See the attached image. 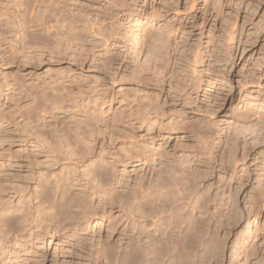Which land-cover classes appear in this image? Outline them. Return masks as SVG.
<instances>
[{
    "label": "bare ground",
    "instance_id": "6f19581e",
    "mask_svg": "<svg viewBox=\"0 0 264 264\" xmlns=\"http://www.w3.org/2000/svg\"><path fill=\"white\" fill-rule=\"evenodd\" d=\"M81 1L87 2L88 5H83L82 2L78 5L75 3L73 5L75 10L71 11L73 16L70 12L69 18L65 12L67 7H63L65 2L55 0V40L49 39V33L53 27H51L52 29L48 27L50 29L44 28L48 34V40L35 38V43L31 40L27 42L26 28L45 26V22H42L45 19L43 14L32 12L29 22L23 20L20 26L18 25L19 31L16 35H19V38L16 37L15 42L23 45L24 48L42 44L46 49L54 51L55 56L71 57L72 52L68 50L75 46L78 47V43L84 45L89 41L86 36L92 34L94 37L100 38L102 47H106V54L110 53V47H115L118 51L117 56H104L101 60L107 69L112 68L115 62L123 63L126 58L123 59L122 54L133 60V57L136 60L139 59L135 54L139 53L140 55L150 44L151 53L147 52L150 53L149 56L147 55L149 59L144 61L146 65L142 62L144 66L134 67L135 70L133 69L130 78L133 77L132 79L139 83H149L159 92H156L147 101L133 100V105L129 109L120 110V114L116 113L114 118L108 116L103 120L98 119L89 108H87L88 110L86 108L75 110L79 106L78 104H74L76 107L71 106V109L64 107L65 101L69 97L67 86L69 78L55 80V88L50 87L55 92V99L54 97L45 98L48 97V94L43 96L44 94L37 93L34 98V112L37 110L39 112L37 111L33 116L38 118L37 121L45 122L46 115L52 116V110L50 113L48 108H42V105L45 101L51 103L55 106V128L51 129V136L48 135V138L44 137L45 139L41 136L28 134L24 130L27 135L24 133L17 140L12 138L13 140L8 143L9 149L16 144H25L26 146L31 144L35 147L33 153L26 152L19 156L11 152L0 154V264H76L77 260H80L79 264H100L103 262V264H198L201 248L203 246L208 248L204 239H207V235L209 238H214L216 236L214 232H217L216 230L207 231L205 228L210 227V221L213 219L219 221L224 215L218 209L219 213L216 215L207 212L211 204L219 205V201H221L219 196L217 198L214 195V199L211 196V190L217 184V181L212 178L217 175L214 163L221 158L224 170H233L237 164L236 159H238L234 157L240 144H237L239 141H235L238 140L236 137L234 139L229 134L221 136L222 130H219L218 133L216 132V137H220V142L218 143V140V144L215 145L214 131L208 124L204 122V125L201 126L202 121L201 125L200 122L197 124L190 121L186 117L185 111L172 112L173 106L167 110L165 103L161 104L162 101L160 102L161 97L165 94L163 79L168 78L171 88L167 96H170L172 102L183 101L184 106L191 105L193 101L189 99L190 96L186 97L187 90L200 88L203 81L201 71L192 72V77L182 69V72L178 71L185 64H192V61L196 64L202 61L200 59L202 56L197 52L199 49L196 51L198 55H195V52L191 56L192 61L188 55L186 57L177 54V46L173 49L172 38L177 31H181L183 25L177 30V26H166L159 37L151 42V45L150 41L153 40L152 37L154 38L155 34L152 33L150 23L161 19L165 20L172 11L171 7L164 10L166 11L164 13L156 11L149 13L143 9L142 11L133 9V6L126 4V0H105L108 1L110 7H106L107 11H103L102 15V13L92 12L91 8L96 4L94 0ZM132 1L134 3L141 2V0ZM193 2L191 10L196 8L195 0ZM14 3L19 7L23 2L15 0ZM33 3L32 5L35 6ZM171 5L174 10L175 5ZM177 12L181 11L177 10ZM4 13L0 12V20L5 16ZM120 15L124 18L127 17L128 20L134 18L137 22L144 18L147 24L137 27L136 32H133L132 25H119V22L122 21L119 19ZM113 20L116 22L114 21V23ZM31 23H35V25L31 26ZM64 23L65 25H63ZM12 24L15 25L16 22ZM133 26L137 25L134 23ZM61 29H66V32H62ZM3 37V33L0 32L1 44L6 41ZM232 39L230 40L232 41ZM127 44H130V48ZM136 48L137 51H134ZM120 50H124V53H121ZM73 56L77 59L82 55L74 54ZM208 56L211 58L212 55ZM172 66H174V70L171 68ZM209 66L211 67V65ZM195 69L193 68V70ZM162 74L164 75L163 79L160 77ZM249 79L248 77L245 82H239L243 91H247ZM14 81L16 83V80ZM193 83L194 85H192ZM5 85L3 84L4 88L9 84ZM12 97L14 98V96ZM9 98L10 95L7 96V100ZM108 99V96H105L102 105H107ZM127 104L129 105V103ZM246 110L233 111L236 114L233 113V120L230 119L231 123L228 122L227 128L234 131L241 129L253 131L252 129L261 118L248 112L250 109ZM69 111L72 116H65ZM21 116L23 117L22 114ZM52 117L51 120L54 119V116ZM67 117L69 121H67ZM262 123L263 125H260L264 127V122ZM51 126L53 128L51 124L47 127L51 128ZM255 129L257 128L255 127ZM262 130L264 131V129ZM141 131H147L146 138L149 137L150 141L138 140L136 134ZM246 131H238L237 134H245ZM232 132V135L236 134ZM179 135L186 136L185 138L191 145L184 144V147L175 153L169 150L171 148L167 149V146L169 147L172 138ZM238 135L237 137H239ZM245 138L242 139L250 141ZM108 140L110 145L115 146L117 143V146H120L116 152V159L111 153L105 154V142L107 143ZM100 141H102V148L97 153L96 147L100 145ZM243 149L245 152L248 151L246 147ZM215 153H218L217 157ZM44 156L47 160L42 161ZM107 159L114 161L110 162L111 160ZM230 165H233V168H230ZM128 166L136 168V172H142L140 177L136 175L137 173L134 174L136 175L135 182L125 173V175L117 176L118 168L126 169ZM221 168L219 167L220 170ZM233 171H231V175ZM150 177L152 180L148 184ZM263 178L264 175L261 174L256 191L259 197L264 200ZM233 179L235 182L237 181L235 177ZM228 180L226 182H229ZM221 181L219 179L218 184ZM226 182L222 181V183ZM241 184L244 185L242 180L239 181L240 186ZM224 198L222 197V199ZM94 200H100L97 206ZM227 201L230 202V199ZM232 211L235 213V210ZM227 215L230 214L227 213ZM92 220L105 221V225L97 223L96 228L88 229V224ZM206 222L208 223L206 224ZM221 225L219 224L218 228ZM81 232L86 233L87 238L83 239L79 235ZM54 246L55 259L50 256L49 251ZM248 248L250 253L255 250V246L254 250Z\"/></svg>",
    "mask_w": 264,
    "mask_h": 264
},
{
    "label": "rangeland",
    "instance_id": "374dc122",
    "mask_svg": "<svg viewBox=\"0 0 264 264\" xmlns=\"http://www.w3.org/2000/svg\"><path fill=\"white\" fill-rule=\"evenodd\" d=\"M14 1L15 0H0V12H5V16L1 18L2 20H0V32L4 35L3 39H6V41H3L2 44L0 43V95L2 96H0V154L11 152L16 155L18 154L19 156L23 153L25 154L26 152H35V147L31 144H27V146L25 144H16L9 149L8 143L13 140L12 138H16L17 140L20 135H23L24 133L27 135L26 131L28 134L30 133L43 138H48V135L49 137L51 136L50 131L55 128V106L51 105L49 102H43L44 104L42 105V108H48L49 112L52 110V113H50L54 116V119L51 120L52 116L48 114L46 115L45 122L43 120L37 121L38 118H35L33 115L34 113L36 114L37 111L39 112V110L34 112V98L37 96V93H40V95L44 94L43 96L48 94V97L45 98L54 97L55 99V92H53L50 87L55 88V80H59L60 78H69V85H67L69 97L65 101L64 107L71 109V106L76 107L74 104H78L79 106L76 107L75 110L77 108H89V110L92 111L93 114L100 120H103L108 116L110 118H114L116 113L120 114L122 110L129 109V107L133 105L132 102L138 99L140 101H147L152 97V95L154 96L156 92H159L157 88L151 86L149 83H139L136 80L134 81V79H132L133 77L130 78L132 76L131 74L133 69L135 70L134 67H140L141 65L144 66L146 63H144V61H148V56L151 53L149 48L150 44L148 45L149 49L146 48L143 50L144 52H141L143 53L142 55L141 53L140 55L139 53H137L138 55L135 54L136 58L139 59L136 60L135 57H133V60L122 54V58H126L128 60L124 59L123 63L115 62L110 69H107L101 60L104 56H117L118 51H116L115 47H110V53L106 54V47H102L103 44L101 45L100 38L94 37L90 33V35L86 36L89 41L85 38L88 41L87 43L84 45L83 43H78V47L75 46V48H73L74 51L73 49L68 50L69 52H72V54H70L71 57H67L65 55L55 56L54 51L52 52L50 49H46V47H44L45 45L42 44L40 46L31 45L24 48L23 45L15 42L16 37L19 38V35H16L19 31L18 25L20 26L23 20H27V22H29L31 19L30 16L33 13L38 14V12H41L43 14L42 16L45 17V19L42 22H45V26L26 28L25 34H27V42L31 40L35 43V38L48 40V34L44 29L48 27H53V29L51 28L52 30H50L51 33H49V39L53 40L55 38V0H21V2H23L20 5L21 7L15 6ZM58 1L65 2V6L63 5V7H67L65 12L66 15H69V18L71 16L70 12L75 10L73 5L75 3H77L75 5H78V3L80 4V2H82L81 0ZM193 1L194 0H141V2L134 3L133 1L131 2V0H126V4L131 7L133 6L132 8L137 9V11H142L143 9V11H148L149 13H153V11L164 13L166 12L164 10L171 7L172 11L165 20L161 19L150 23L152 33L153 35L155 34L150 43L156 40V37H159L166 26H177V30L181 25H183L181 26V31H177L173 36L171 46L174 44L173 49L177 46V54L179 53L180 56L184 55L186 57L188 55V58L191 59V61L193 60L191 56L198 49L200 51H197L198 54L202 56L200 59H202L203 62L199 61V66L192 61L193 65L191 63H189V65L191 64L190 66L185 64L182 68L180 67L178 71L182 72V69L190 77L193 75L192 72L197 73L201 71L200 74L203 77V81L200 84V88H196L197 90H187L188 95L186 97L188 98V96H190L189 99L193 101L191 102V105L184 106L183 101H181L182 103L178 101L176 103L172 102L170 96H167L171 88V85H169L170 81L168 78L163 79V74L160 77L163 81H165L163 84V91L165 94L161 97V104L165 103L167 110L174 107L171 111H176L175 113L185 111L188 120L197 124L200 122V125L202 121L203 123L201 126L204 125V122L205 124H208L214 131L215 137L213 135L212 136L214 138L213 140H215V145L220 142V137H216L219 130H222L221 136H227L226 134H229L234 139L235 137L238 139L235 140L237 142L239 141L237 144L240 143L238 147L239 150H236V156L234 155L235 159L236 157L238 158L236 159L237 164L233 169L234 171L232 169L225 171V167L220 160L221 158L218 161L220 163L216 161L215 163L217 164L215 165L214 163L217 175H214L212 178L217 181V184L219 179L220 181L223 179L222 181L224 182L229 179L228 181L230 183L226 182V184L221 181L220 184H216V186H214L211 190V196L213 199L215 196H217V198L220 197L219 200L221 201H219V203L221 206H219V203V205H216V203L211 204V206L208 207L207 212H212V214L215 213L214 215H216L220 211L221 214L224 215L221 217L222 220L219 219V221H216L213 219L210 221V227L207 226L205 228L207 231L216 230L217 232H214V234L216 233V236L213 235L214 238H209L207 235V239H204L208 248H206V246L201 248L199 256L200 260L198 264H264V200L259 197L256 191L257 183L260 181V175H264V131L262 130L264 129L262 126V122H264V0H195L196 8L191 10L190 7L194 3ZM94 2L96 4L93 8H91L92 12L98 14L102 13L103 15V11L106 12V7L109 6L108 1L94 0ZM32 3L35 6H33ZM170 3L175 5L174 10ZM81 4L88 5V3L84 1ZM177 10L181 12L178 13ZM73 13L76 14V12ZM6 19L8 20L6 21ZM119 19L122 20L121 23L119 22V25L121 24V26L132 25V29L134 28L133 32H136L137 27L147 24V21L144 18H141V20L137 22L134 18H129L130 20H128L127 17L124 18V16L120 15ZM114 21L115 20H113V22ZM11 22H16V24L14 25ZM129 22L131 23L129 24ZM134 23L137 26H133ZM34 25L35 23H31V26ZM63 25H65V23ZM61 31L65 33L66 29H61ZM228 37L233 38L232 41L230 40L231 38ZM127 46L130 48V44H127ZM120 51H122L121 53H124V50ZM134 51H137V48ZM148 51L150 53H147ZM197 52L195 55H198ZM206 53L214 56H211V59ZM74 54L79 56L82 55V60L81 58L76 59L73 56ZM207 58L209 59L207 60ZM232 59L233 61L231 62ZM209 65H211L212 68ZM171 68L174 70V66ZM193 68L196 69L193 70ZM248 77L250 79L247 85V91H243L239 82H245ZM14 80H16V83ZM12 82L14 83L12 84ZM188 83L191 84V82ZM3 84L4 86H6L5 84L11 85L10 87H8V85V88H4ZM196 84L197 81L195 86ZM192 85H194V83ZM7 94L10 95L9 100L12 98L10 100L12 102L7 100ZM184 94L185 92L183 95ZM12 96H14V98ZM105 96H108L109 102L107 105H102V101ZM127 103H129V105ZM242 110H249L248 112H252L255 117L261 119H259L256 123L257 125H255L257 129H255V127L252 129L253 131L250 129H248V131H246V129H241L238 131L242 132V130H245L247 133H243L244 135H238L237 133L239 132L237 130L236 133V131L229 129V127L227 128V126L230 119L231 121L233 120L232 118L234 117V114H236L234 112ZM70 112L71 111L67 112L65 116H72ZM105 113L108 114L106 115ZM66 119L69 121L68 117ZM231 121L229 123H231ZM45 124H48L47 126L51 124L53 125V128L52 126L49 128ZM24 130L26 131L24 132ZM231 132L233 134L236 133L239 137H237L236 134L232 135ZM250 134L251 136H249ZM252 134L255 136H252ZM146 135L147 131H141V133L137 132L136 137L138 140H149L150 138H146ZM242 136L244 138L246 137L245 139L250 141H245L242 139ZM185 137L186 136L181 135L177 137L175 136L171 139L167 149L171 148L169 150L176 153L184 147V144L191 145ZM105 144V154L108 155V153H111L116 159V152L120 146L118 147L117 143L115 146L110 145L109 140L107 143L105 142ZM101 145L102 141H100V145L96 147L97 153L100 152V149L102 148ZM241 146H243V148L246 147L248 151L245 152ZM215 156L217 157L218 153H215ZM246 156L248 157L246 158ZM42 159V161L47 160L46 156L42 157ZM107 160H111L110 162L114 161L113 159ZM219 167H222L221 170ZM229 167L233 168V165H230ZM135 170L136 168L134 167L128 166L126 169L120 167L118 168L117 176H122L125 173L135 182L136 175L140 177L142 174V172H136ZM231 171H233L232 175ZM225 176L229 178L227 179ZM233 177H235L238 182H235ZM151 178L152 177L148 180V184L151 182ZM240 180L243 181L244 185H239ZM117 191L119 192L121 190ZM230 195L231 197L229 198ZM222 197L224 199H222ZM229 199L230 202L227 201ZM99 202L100 200H94L96 206ZM222 205L225 206L223 207ZM231 207L233 208L231 209ZM217 209L219 211H217ZM232 210H235V213ZM224 211L225 213H223ZM227 213L230 215L228 216ZM97 223L98 225H105V221L101 222L92 220L88 224V229L96 228ZM207 223L208 222H206V224ZM219 224L222 225L218 228ZM79 235L82 236L83 239L87 238L86 233L81 232ZM53 241L55 242L54 239ZM253 245L255 246V250ZM248 247H250V250H254V252H251L252 254L248 250ZM247 250L249 251V254H247ZM49 251L51 254L50 256L55 259V255H53L55 253V246ZM77 261H75V263L79 264L80 260Z\"/></svg>",
    "mask_w": 264,
    "mask_h": 264
}]
</instances>
